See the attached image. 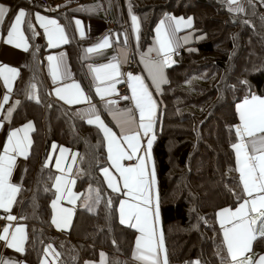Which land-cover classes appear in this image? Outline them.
<instances>
[{
  "label": "trees",
  "instance_id": "obj_1",
  "mask_svg": "<svg viewBox=\"0 0 264 264\" xmlns=\"http://www.w3.org/2000/svg\"><path fill=\"white\" fill-rule=\"evenodd\" d=\"M156 2V10L144 16V42L156 15L163 10L192 15L194 28L203 34L195 50L180 52L175 64L166 69L169 83L159 98L152 154L168 264L192 260L228 264L214 216L220 208L235 207L238 201L233 193L241 192L231 151L236 141L234 106L250 92L264 94V8L253 0L242 13L230 12L222 0ZM136 10L142 11L139 6ZM32 43L29 74L37 85L41 80L37 59L43 48ZM45 98L42 94L39 103L23 100L16 112V118L30 116L38 123L19 202L12 209L14 214L27 217L30 236L25 256L30 261L37 259L51 245L59 253L54 264L95 261L98 252L107 254L108 264H135L130 259L134 230L117 220L115 207L120 197L108 191L99 171L98 166L106 164L100 132L81 121L72 109ZM51 142L77 151L76 188L84 192L85 204L89 203L90 187L101 193L100 204L93 211L77 207L68 235L56 234L49 225L52 172L45 164V155ZM87 183L90 187L85 190ZM91 195L95 196V191ZM108 197L113 199L111 208L106 207ZM260 253H264V239L253 245V254Z\"/></svg>",
  "mask_w": 264,
  "mask_h": 264
},
{
  "label": "snow or ice",
  "instance_id": "obj_2",
  "mask_svg": "<svg viewBox=\"0 0 264 264\" xmlns=\"http://www.w3.org/2000/svg\"><path fill=\"white\" fill-rule=\"evenodd\" d=\"M70 3L71 0H68ZM228 6V10L244 11L243 0H222ZM251 3L252 0H247ZM264 3V0H260ZM59 7V6H58ZM74 9L72 11H80ZM131 11V9H129ZM9 9L0 4V26L5 24ZM34 16L39 26L43 29V34L47 37L48 47L57 48L62 44L69 43L65 27L55 18H47L40 13H29L25 9L19 8L7 27V43L13 44L25 51L29 49V37L25 31H31L33 35H40L36 32V26L30 22L29 17ZM132 27L139 39L140 25L136 15H131ZM193 20L191 17L165 16L159 21L155 29L156 46L148 49V55L142 57L144 67L150 78L151 85L157 93L162 94V85L168 84L165 70L175 64L172 59L173 54L180 47L177 33L182 28H191ZM76 29L80 38H85V32L80 20H75ZM185 43L188 37H183ZM112 47L110 35L101 37L94 45L86 49L87 53L101 54L103 50ZM151 53H155L154 56ZM126 60V54H123ZM49 72L53 84L61 81L72 80V75L65 64L64 53L59 56L49 55ZM89 72L93 74V80L104 87L97 86L95 93L103 99L105 95H110L115 91V84L119 83L122 75L119 71V63L113 58L112 62L100 64L96 67L89 66ZM19 73L17 69L6 65L0 66V80L7 89L0 99V128L5 122H10L16 106L20 104L17 100L14 104H8L12 85ZM241 83H246L242 81ZM127 84L130 89V96H123L124 100L134 102V108L120 109L116 107V100H108L104 107L111 114L113 120L120 130L117 135L101 118L96 105L92 103L91 97L85 93L79 82L64 83L54 89L55 97L68 106L87 104L86 108H78L74 115L86 121L88 125L97 126L103 133V142L107 150L108 166L99 165V171L106 181L107 188L117 197L123 195L124 199L118 201V218L121 225L135 229L139 234L134 241L133 256L140 260L142 264H168L167 250L164 247L163 231L159 227V194L156 190L157 176L155 163L152 160L153 143L156 140V130L158 126V110L160 104L153 96V91L145 82L143 76L139 74H127ZM32 95L28 99L40 102L38 95H35V85H31ZM239 113V124L234 125L236 142L231 147L235 150L236 171L239 172V183L242 190L233 193L238 206L220 208L217 213L218 223L222 230V245L226 248L231 264H264V254L258 259H252L253 245L256 241L264 239V97L251 94L250 98H245L241 104L237 105ZM138 113V119H137ZM67 114V113H66ZM34 129L32 122L24 124L20 128L11 130L7 143L3 146V153L0 154V209L6 215L3 217L6 222L0 225V242L4 246L13 249L17 253L26 251L25 245L29 241L27 225L21 223L27 217H17L12 215V207L19 201L17 196L21 188L11 182L12 170L15 166L17 156H26L31 147L29 132ZM53 152L59 153L55 160V167L60 175L49 177L54 180L51 185L55 189V198L51 201L53 210L51 224L59 230L68 229L72 222L77 200L80 194L73 191L77 183L71 177L72 168L70 165L62 167V162L66 161V153L71 150L51 145ZM51 159V157H49ZM73 162L76 154H72ZM118 176H114L113 172ZM79 178H83L80 176ZM95 191V196L91 193ZM87 197L89 203L85 204L88 211H93L94 206H98L101 200L99 189H88ZM242 201V202H240ZM71 207L63 206L64 203ZM113 206L112 197L106 200V207ZM203 219V218H201ZM115 243V241H113ZM49 255L59 256L51 245L44 249V257L40 264H48ZM0 264H24L23 260L5 258L0 256ZM85 264L94 262L85 261ZM98 264H108L105 253H100ZM119 264V262H117ZM188 264H201L200 260L189 261Z\"/></svg>",
  "mask_w": 264,
  "mask_h": 264
},
{
  "label": "crops",
  "instance_id": "obj_3",
  "mask_svg": "<svg viewBox=\"0 0 264 264\" xmlns=\"http://www.w3.org/2000/svg\"><path fill=\"white\" fill-rule=\"evenodd\" d=\"M156 1L157 0H71V2L69 3L68 0H50L48 2V5L52 8H49V7H46L42 2H40V0H0V4H3L6 8L9 9V12L5 19V24L3 26H0V66L6 65L8 67L15 68L17 69L19 73L18 77L13 82L12 93L10 94V99H9L8 104L5 105V109L9 105L14 104L15 101L17 100L20 101V104L16 106V109L12 114L11 121L5 122L4 126L0 128V154L3 153V146L7 143L8 135L11 130L20 128L28 122H32L34 125V129L29 132V136L32 141L34 139L36 127L38 126L37 120L34 117L29 116L25 118L24 120L16 118V112L21 107L22 101L23 100L33 101L34 100V99L27 98L29 95L33 94L31 90V85L36 84L34 83L35 81L32 80L29 74V70H31L32 68L31 63L29 62V57H30L31 51L33 50L32 49L33 41L36 46L43 48V53L37 59V62L40 65V70H41L40 71L41 80L39 81L37 85H35L34 94L38 95L40 98L42 94L45 95L46 97L45 101L49 103H59L60 105L64 106V108L66 109H72L73 112H75V110L78 108H86L88 106L87 104L68 106L64 104V102L59 101L58 98H56L54 94V89L56 87L62 86V84L64 83H72L73 81L79 82L81 87L85 90V93L91 97L92 103L96 105V108L100 112L101 118L104 120V122L109 127H111L113 131L117 133V135H119L120 130L116 125V121L113 120L111 114L104 107V104L108 100H116L117 101L116 107L122 110L127 109V108H134L133 101H131L129 106L122 107L120 105L122 100L118 96V88H119L118 84L122 82L124 78L126 80L125 82L127 83V76H125V73H123V69L125 65L127 64L128 56L132 54L134 58H136L138 66H139L138 74L144 77L145 82L149 85L150 90L153 91L154 98H156L160 104L159 98H160L161 93H157L154 90L153 86L151 85V81L144 67V61L142 57L149 54L148 53L149 48L156 46L155 29L158 26L159 21L161 19H164L166 15L175 16L177 18L184 17L185 19L191 17L193 20V23H194V19L192 15L186 16L182 14L180 11L175 12L171 10H167V11L163 10L162 13L160 12V14L158 13V15H156L154 22L150 27L151 32H150L149 39H147V42H144L142 40L143 39L142 26H144L146 17H149V15L152 14V11L156 7L155 6L157 4ZM253 1L257 2L258 4H261L264 8V3H261L260 0H253ZM246 4H247V0H243L244 9L246 8ZM136 6H139L142 9V11H139V10L137 11ZM19 8H23L26 10V12H29V13H33V14L40 13L41 15L47 18L57 19L59 23L65 27L66 34L69 38V43L62 44L57 48L48 47L47 37L43 34V29L39 26V23L35 20L34 16L29 17V19H30V22L36 26L35 30L36 32H39L40 35H33L31 31H28V30L25 31V35L29 37L28 51H25L23 47H20V48L16 47L15 43L13 44L7 43L8 24L13 19V16L15 15V13L17 12ZM78 8H80L81 10L72 11ZM129 9H131V11ZM231 12L237 13L236 11H231ZM242 12H239V13H242ZM131 15H136L138 18L139 25H140L139 39L136 38V33L132 27ZM77 19L82 22V25L84 28L85 38L83 39L80 38L79 31L76 29V26H75V20ZM109 21H115L116 26L111 27L109 25ZM105 35H110L112 47L103 50L101 54H92V53L86 52V49L88 47L94 45L101 37ZM185 36L188 37L187 43H185V41L183 40V37ZM177 37L180 38L179 39L180 47L176 50V52L172 56V59H174L175 62L180 52H183V51L192 52L193 50H195L196 45L203 38V34H201L196 28H194V24H193L191 28H182L181 31L177 33ZM61 53H64L65 64L67 65L69 72L72 75V80L61 81L57 84H53V81H52V78L49 72V67H48L49 62L47 60V57L49 55L59 56ZM122 53L126 54V60L123 59ZM151 55L154 56L155 53H151ZM113 58H115V61L119 63V71L122 75L119 77L120 82L115 84V91L112 92L110 95H105L102 99L101 96L95 93V88L97 86L104 87V85L103 84L98 85V82L93 80V74L89 72V66L96 67L100 64H106V63L112 62ZM165 74L168 79L166 70H165ZM165 86L166 84L162 85V92ZM6 91L7 89L3 86V81L0 80V97H2ZM251 94H255V93L252 92ZM130 95H131V92H130ZM261 97H264V94ZM246 98H250V95L249 97H246ZM244 99H241L239 102L236 103V106H234V110L236 111V115H237L235 125L239 124V113L237 111V105L241 104ZM0 103H2V99H0ZM3 114L5 113L0 112V115H3ZM159 115L160 113L158 110V116ZM137 119H138V113H137ZM81 121H83L84 123L86 122L84 120H81ZM89 126H91L95 130H98L97 126L95 125H89ZM99 132L101 134V143H103V150H104L103 155L106 157V164L104 166H108L107 150H106V145L103 142V133L101 131ZM53 143L57 144L56 142H51L49 144L50 147L45 155V164L48 165V167L50 168L52 172V177L55 175H60L59 171L55 167V160L58 157L59 153L58 151L57 152L52 151L51 145ZM57 145L64 146L71 150L70 153H66L67 159L66 161L62 162V167H66L70 165L72 168L71 177L76 179L74 168H75V165H77V161H78V157L76 153L77 151L74 150L73 148L71 149L70 147H67L65 144L58 143ZM153 146H154V143H153ZM31 147L29 148L26 156L16 157L15 166L12 170V175L10 178L11 182L13 184L18 185L20 188L25 178L26 169L28 168V155L31 152ZM231 151L233 152V159H234L233 165H235L234 177L239 181V172L236 171L237 166H236V159H235V150L232 147H231ZM73 153L76 154L75 162H73L71 159V156ZM49 157H51V159H49ZM152 160L155 163L154 154H152ZM111 171L113 172L114 176H117L114 170H111ZM156 176H158L157 168H156ZM117 179H118V176H117ZM102 182L103 184H105L107 188V184H106V181L104 180L103 175H102ZM53 183H54V180H50V183H49L50 186ZM89 187H90V184L87 183L85 186V190H87ZM240 188L242 190V186ZM51 189H52V194L50 195V198H49L50 201L48 202V214L50 217L49 225L50 227H52L53 231L56 234L68 235L69 232L71 231V225L68 229L59 230L54 225L51 224V216L53 212L51 208V201L55 198L54 196L55 189L52 187ZM156 190H157V185H156ZM73 191L80 194V199L77 200V203L75 206V212H76L77 207L85 206V201L83 198L84 192L81 191L80 189H77L76 185L74 186ZM108 191L113 193L110 189H108ZM119 197L120 199L125 198L123 197V195ZM14 206L12 207V209L14 208ZM63 206L71 207V205H68L66 202L64 203ZM236 206H238V204H236ZM117 208H118V203L115 207L116 212H117ZM0 211H2L6 215L4 210L0 209ZM217 211L215 212L214 221L218 225V228H219L218 231L222 237V230L220 229V225L218 223V219L216 216ZM75 212L72 217V221L75 218V214H76ZM11 214L17 217L22 216L20 214L19 215L14 214L13 212H11ZM159 217H160V214H159ZM117 218H118V212H117ZM117 220L119 221V218ZM20 222L24 224L26 223L25 220L20 221ZM159 227L161 228L160 219H159ZM133 230H134L133 237H132L133 246H131V250H130L131 252L130 259L135 264H142L140 260L136 259L133 256L135 237L136 235L139 234L135 229ZM27 232H28V235L30 236L29 228H27ZM64 232H67V234ZM26 246H27V243L25 245V248H27ZM47 247L48 246H46L45 248ZM25 252L22 254L17 253L13 249H9L5 247L3 242H0V256H3L5 258L11 257L13 259L23 260L24 264H40V261L42 259H45L44 250H42V254H40L37 259L31 258L32 261H30L28 257L25 256ZM98 253H99L98 260H95V261L90 260V262H94V264H98L101 252H98ZM260 254H264V253H260ZM251 255L253 256V252ZM228 258L230 260V257ZM47 261H48V264H54L55 262H57V256L49 255L47 257ZM82 264H85V262H82ZM173 264H179V263H173Z\"/></svg>",
  "mask_w": 264,
  "mask_h": 264
},
{
  "label": "built area",
  "instance_id": "obj_4",
  "mask_svg": "<svg viewBox=\"0 0 264 264\" xmlns=\"http://www.w3.org/2000/svg\"><path fill=\"white\" fill-rule=\"evenodd\" d=\"M50 0H40V2H42L46 7H49V8H52L48 5V2ZM78 2V1H76ZM109 25L111 27L113 26H116V23L115 21H109ZM128 61H127V64L125 65L124 69H123V73H125V76H127L128 73H132V74H138V63H137V60L136 58H134V56L132 54H130L128 56ZM125 78L123 79L122 82L119 83L118 85V96L121 98V103L120 105L122 107H125V106H129L130 103H131V100H124L122 99L123 96H129L130 95V89L127 85V83L125 82ZM5 216V214L0 211V225H3L5 224L6 222L4 221L3 217Z\"/></svg>",
  "mask_w": 264,
  "mask_h": 264
},
{
  "label": "rangeland",
  "instance_id": "obj_5",
  "mask_svg": "<svg viewBox=\"0 0 264 264\" xmlns=\"http://www.w3.org/2000/svg\"><path fill=\"white\" fill-rule=\"evenodd\" d=\"M119 85V84H118ZM252 93V92H251ZM258 254H253V256H252V259L253 260H256V259H258V257H259V255H262V254H259L258 256H257ZM256 258V259H255ZM195 261V260H194ZM228 264H231V261H228Z\"/></svg>",
  "mask_w": 264,
  "mask_h": 264
},
{
  "label": "water",
  "instance_id": "obj_6",
  "mask_svg": "<svg viewBox=\"0 0 264 264\" xmlns=\"http://www.w3.org/2000/svg\"><path fill=\"white\" fill-rule=\"evenodd\" d=\"M64 233H66V234H67V232H64Z\"/></svg>",
  "mask_w": 264,
  "mask_h": 264
}]
</instances>
